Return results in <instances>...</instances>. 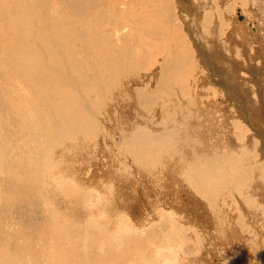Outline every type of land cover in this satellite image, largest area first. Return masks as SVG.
I'll return each mask as SVG.
<instances>
[{"label": "bare ground", "instance_id": "6f19581e", "mask_svg": "<svg viewBox=\"0 0 264 264\" xmlns=\"http://www.w3.org/2000/svg\"><path fill=\"white\" fill-rule=\"evenodd\" d=\"M119 1L124 4V0L114 1L119 9L116 13L107 0H32L30 3L28 0H0V71L3 69L0 74L5 73L11 85L19 86L20 96L12 95L11 99L24 100L18 108L5 100L4 102L11 111L8 118L20 111L21 119L29 117L24 120L25 123L28 122L25 126L18 127L24 132L27 128L28 133L20 134L18 139L3 140V143L0 141V150L5 148L4 159L0 158V172L8 173L18 184L24 180L22 182L25 186L35 182L42 185L41 180L43 184L53 183L58 196L61 186H66L65 182L71 187L75 185L72 179L69 180V176L64 174L60 177L55 174V154L59 157L63 151L61 148L72 142L82 148L85 158L79 164L80 167L76 165L80 171L85 168L83 173H79L83 176V182L87 183L81 184L84 185L83 190H75L77 194L74 191L78 199H85L84 192L89 191L90 198L94 200L96 197V202L104 203L105 195L109 194L107 187L112 183L117 185V182V186L128 189L131 183L139 187L145 179L153 178L154 188L156 185L160 188L159 196L154 194L156 199L137 197V205L132 207L133 210L127 211L119 219L122 224L128 218L139 225L143 224L137 228L135 240L145 250L153 249V253L155 252L156 257L147 252L148 255L136 254L132 261L134 264H155L154 258L159 260L165 256L167 258H164V263H160L264 264V0H233L230 3L220 0L219 6L226 8L234 5L236 9L231 15L225 13V18L229 20L228 28L223 33L225 36H220L221 28L215 30V26L211 36L205 34V17L201 19L203 9L202 12L197 9L200 5L203 7L212 4V0L200 4L197 3L201 0L197 3L194 0H174L173 7L164 5L161 0L160 15L165 19L173 14L174 23L180 26V35L184 40L179 41V49L175 50L173 47L174 54L169 47L170 54L166 56L169 60L165 57V61L156 62L155 59L148 74L139 72L147 68L148 61L150 62L156 50H152L151 46L145 47L148 40L135 38L133 26L123 28V8L133 6V1H126L121 8ZM90 3L94 5L88 10L86 8ZM100 4L103 7L95 13V8ZM238 6L243 13L239 18L241 21H237ZM169 8L171 9L168 11ZM216 22L220 25L223 23L222 19ZM247 23L253 32L247 29ZM195 38L196 42H193ZM256 41L259 46H256ZM82 56L89 61H84ZM161 81L166 89L158 90ZM146 84L153 88L151 91H156L147 92L144 87ZM22 90L28 98L27 105H30L27 113L24 112L26 99ZM66 91L83 99V104L78 105L84 119L85 104H90L94 98L106 101L102 105L105 109L106 105L110 106L108 113L113 111L116 101H119L117 104L121 112H116L119 111V115L122 114L124 118L129 115V120L118 117L113 121L114 114L99 116L101 124L87 120L94 124V133L100 136L112 133L110 140L106 142L114 143V151L109 145L100 143L93 134L85 135V143L81 136H69L76 129L71 127V115L63 113L60 123V118L54 111L49 114L44 112L42 106L46 102L65 105ZM160 91H164L167 98L162 110L179 109L183 112L180 116L183 119L182 131L177 132L179 139L175 142L179 145L161 139L172 126L169 125L171 118L161 116L165 123L154 124L143 108L146 106L147 110V107H154L156 102L153 97H159ZM139 98L142 107L139 105ZM126 99L132 100L133 105ZM155 109L158 108H153L154 111ZM138 112L143 117L135 123L137 126L130 129L127 121H133V113L134 118L140 116ZM221 113L223 115L219 123L209 124L203 121L217 120ZM44 119L51 124L42 128L45 129L42 132L40 125ZM118 120L123 125L119 121L117 128L115 123ZM79 125L85 131L83 122ZM138 126L141 129H137ZM218 130L222 133L220 137H217ZM51 131V135L44 134ZM170 135V132L166 133L167 137ZM11 142L17 143V146H11ZM222 149L227 151L222 152ZM246 150L247 155H243ZM12 151L14 153L11 155ZM73 153L70 154L74 155ZM236 155L245 157L241 160ZM16 159L20 163L24 162V167H19ZM45 159L48 160L47 182V177L42 172L43 168L46 169ZM231 161L240 163L235 166ZM70 166L73 167L68 170H72L75 164ZM30 167L33 173H30ZM79 170L74 172L77 176L75 180L81 177ZM144 170L146 172L142 173ZM108 171L111 176L106 173L105 177H111V181L110 178L105 180L103 174ZM81 185L79 184L80 188ZM98 187L101 190L96 191ZM112 194L115 195L114 189ZM70 195L68 194L69 198ZM234 198L241 200L236 201ZM217 200L222 202L218 203ZM91 201L90 199L89 202ZM230 203L240 207L237 214L239 221L236 224L234 222L236 228L227 225L226 214ZM162 209H165L164 220L160 221L159 212ZM98 212L95 215L88 214L80 227L74 226L75 229L86 231L87 239L82 232L74 234L67 230L65 219L61 220L63 216L59 215L58 208L52 212L51 219L39 218L43 227L36 233L39 246L37 264H116L108 258L109 251L112 250L110 254L114 257V247H125L129 237L119 229L123 242H120V237L118 240L117 237L107 236L102 240L99 236L90 235L97 240L94 242L93 239L90 240L88 231L96 229L95 233L105 235L104 228L110 225L113 227L114 219L122 213L110 210L113 212L110 218L109 214ZM153 219H156L153 222L164 238H169L170 234H181L177 224L188 231L186 239L180 238L181 251L177 253L178 258L172 250L175 248L171 246L168 254L163 250L161 254L163 243L155 240V230L150 226ZM61 224L63 228H60ZM167 226L170 227L167 229ZM111 230L108 231L112 235ZM205 239L213 241L209 243L211 246H201ZM245 239L249 241L247 246ZM190 242L196 246L194 253L185 249ZM214 242L220 246H213ZM70 245L76 247L75 254L66 255L64 259V249ZM94 247L100 252L85 251ZM82 254L85 258H82ZM94 255H100L101 259L95 260ZM117 258L119 262L121 257Z\"/></svg>", "mask_w": 264, "mask_h": 264}, {"label": "rangeland", "instance_id": "374dc122", "mask_svg": "<svg viewBox=\"0 0 264 264\" xmlns=\"http://www.w3.org/2000/svg\"><path fill=\"white\" fill-rule=\"evenodd\" d=\"M114 1L115 0H107V3L114 12L118 13L119 9L116 5H114ZM126 1H128V0H124V4L119 1V8L123 7L125 5ZM132 1H133V6H128V7L125 6L123 8V17H122L123 24L122 25H123V28L126 27L127 25H129V27L133 26L132 30L136 32V33H133L135 35V38L136 39L144 38L145 40H148L149 42L145 47L147 48V47L151 46L150 48L152 50L153 49L156 50L154 52L155 55L152 56L153 58L151 57L152 59L150 58V62L148 61V65L146 66L147 68L144 66V68H146V69H143L141 72H139V74H141V73L148 74L152 70V68H153L152 66L155 64L156 60H157L156 62L163 61L164 59L166 60V58H167L166 56H169V54H170V52H169L170 48L172 49V54H174L175 51H173V50L179 49V43L181 41H183L184 39L181 38L182 36L180 35V33H181L180 26H178L174 23L173 14L172 15L169 14L168 17H166L165 19L162 18V14L160 15L159 11L161 8V0H132ZM194 1H195V3H197L199 0H194ZM204 1H206V0H201L197 4H200L201 2H204ZM219 1L220 0H212V4L214 5V7L212 4H207V5H205L206 7L204 5H203V7L200 5V8L197 9V11L199 10L201 12H202L201 9H203V12H202L203 17L201 19H204V17H205L204 29L206 31L205 34L207 36L212 35L213 30H214V26H215V30L221 28V29H219L220 36H225V34H223V33H225V31L227 30L225 28H228V24H229V20L227 18H225V16L227 13H228V15H231V13L234 12V9H235L234 5L228 6L225 8V7H223V5H221V6L218 5V4H221V3H219ZM227 1L230 3L233 0H227ZM28 2L30 3V2H32V0H28ZM163 3H164V5H167V6L172 5V7H173L174 0H163ZM175 3H177V2L175 1ZM216 4H217V6H216ZM93 5L94 4L90 3L86 9H88V10L91 9ZM238 5H241V3H238ZM102 7H103L102 4L98 5L94 10L95 13H97L98 10ZM215 7H216V9H213ZM170 9L171 8H169L168 11ZM242 14H243L242 9L240 7L237 8V16H238L237 21L240 20L239 18H240V16H242ZM216 19L217 20L219 19V22L222 19V21H223L222 25L217 23ZM237 21H236V23H237ZM240 23H239V25H240ZM181 25L183 26L182 21H181ZM247 27H246L247 29H249L250 31L253 32V29L251 28V26L249 27L248 23H247ZM183 32H185L184 27H183ZM199 37H200V35H199ZM220 39L223 40L222 38H220ZM205 41H207V40L205 39ZM193 42H196V38ZM254 42H255V40H254ZM167 43H168V45H166ZM154 45H155V48H154ZM182 45H184V43H182ZM259 45L260 44L257 42L256 46H259ZM162 46H164V48H162ZM173 47H174V49H173ZM158 48H159V50H157ZM260 50H262V49L260 48ZM162 51L165 53H163ZM161 55H164V56L162 57ZM83 60L89 61V59L86 58L85 56L83 57ZM152 60H153V62H152ZM148 67H149V69H148ZM150 67H152V68L150 69ZM141 79H143V76L141 77ZM141 79H140V81H142ZM162 83L163 82L161 81V86H160L161 89L159 88L158 90L166 89V87H165L166 85L164 86V85H162ZM146 85L147 86H144V87L146 88L145 90H148L147 92L151 93V92L156 91V90L151 91L153 88L151 87L152 88L151 89L148 84H146ZM23 92L24 91L22 90L21 93H22L23 97L26 99L24 112L27 113L30 105H27L28 98L24 96ZM70 93H71V95L68 93V91L65 92V94H66L65 95V97H66L65 98V101H66L65 105L59 104L60 102L59 103H57V102L47 103L46 102L42 106L44 112L49 114L52 111H54L56 113V115L60 118V120H59L60 123L62 122L61 115L63 113L71 115V127H76V129H75V131L71 132L69 134V136H71V137L81 136L83 142L85 143L87 141V136H85V135L93 134L96 136V138H98L100 140V143H104L106 145H109L111 147V149L114 151V143L110 144V143L106 142V140H110L112 133L110 132L107 135H105L103 133V136H100L99 134L94 133L92 131L94 128V124L88 122L87 120L91 119L92 121L101 124L102 120L99 118V116H103L104 114H105L104 116H106L107 114H112V115L114 114L113 115L114 120L112 119L113 121H116L115 119L118 117H120L121 120H123L125 118H127L129 120L130 119V118H128L129 115L126 116L125 118L123 117L122 114L119 115V111L121 112V110H119V105H118L119 101L118 100L116 101L118 104L117 103L115 104L113 111H110V113H108L107 109H109L110 106L105 104L107 107V109H105V106L102 105L103 102L106 103V101H102L101 99L96 100V98H94V101H91L90 104H85L86 108L84 109V113L86 114V117L84 119V117L82 116V110L80 109V106L78 105V104H81V105L83 104L82 103L83 99L77 98L76 96L73 95V93L71 91H70ZM17 94L19 95V86L11 85L10 79L8 78V76L5 73H3L2 75L0 74V141L2 143H3V140L7 141V140H11V139L13 140L15 138L18 139L20 134L28 133V129L26 127H25L26 132H24L18 128L20 125L25 126L28 123V122L27 123L24 122L25 119H29L28 116L24 119H21V111H20L14 117L8 118V114L10 115L11 111L7 108L4 100L7 101L14 108H18L21 104H23L24 100L22 98L20 100L11 99L12 95H17ZM130 99H126V101L128 103H131V106H132L133 101ZM153 100L156 102L155 106L152 108L147 107L148 111L145 109L146 106H143L140 98H139V103H140L139 105H141V107L143 106V108H144L145 112H147L148 116H151L150 119H152L151 121L154 124H159V123L164 124L165 122L162 121V117L169 116L171 118V121H169V125H172V126L167 131V132H170L171 135H170V137H167L166 136L167 132H165V134L162 136L161 139L175 143L179 139V135H177V132L182 131L181 123H182L183 119L180 116L183 112L179 109L177 111H176V109H167V108L162 110L163 104L165 102H167L166 101L167 98H166V95L164 94V91H160L159 97H156V98L153 97ZM85 101H88V100H85ZM29 103H30V98H29ZM99 107H101V109H99ZM57 108H58V110H57ZM153 108H158V109L157 110L155 109V111H154ZM116 110H119V111L116 112ZM138 114H140V113L138 112ZM121 115H122V117H121ZM124 115H126V114L124 113ZM135 115H137V112L135 113ZM135 115H134V113L132 114V117H133L132 122L127 121V123H129V124H127V126H130V129L134 128V126H137L135 123L139 122L140 119L143 117L142 114H140V116H137L134 118ZM222 115H223V113L220 114V117L217 120H212V121L203 120V121H206L205 123H209V124H213L216 122L219 123L220 120L222 119ZM207 116H209V115H207ZM121 120H118V122L115 123L117 128L119 127L118 123H119V121L121 123ZM77 122H78V125H79V123L83 122L84 127H85V131L83 130V127L81 125H79V126L77 125ZM112 123L113 122H111V124ZM50 124H51L50 122H48L47 120L44 119L43 124L41 123V125H40V131L41 130H42V132L45 131V129H42V128H46V127L50 126ZM106 125H108V124H106ZM121 125H123V124L121 123ZM137 129H141V128L138 126ZM143 130H146V132L148 134H151L147 129H143ZM52 132L53 131H51L49 133L44 132V134L51 135ZM208 133L210 134V131H208ZM221 135H222L221 130H218L217 137H220ZM144 137L146 138L145 135H144ZM244 137L246 138V134L244 135ZM209 138L211 140L213 139L212 136ZM243 140H244V138L241 141H243ZM175 144L179 145V143H175ZM5 145L8 146L6 143H5ZM12 145H13V147H16L17 143L11 142V146ZM64 146H67V147L61 148L63 151L59 157H57L58 155L55 154L56 169H57L55 174L56 175L58 174V176H60V177L64 174H65V176H69V180L72 179L75 182V185H74V187H71L69 183L65 182L66 186H64V185H63L64 187L61 186L62 187L61 192H59L58 196L56 194L55 189L53 188V187H55V185H52L53 183L51 184L50 182H47L48 178H49V174L47 175L48 160H46V159H45L46 169L43 168L42 172H43V175L47 177V179L45 180L47 183L43 184V181L41 180L42 185L39 184L38 182H35L34 184H30V186H28L27 184L25 186V183L22 182L24 180H21V182L18 184L17 180L15 181V180L11 179V177L9 176L8 173L6 174L3 172H0V174H1L0 175V264H37L38 259H39V257H37L39 246H37L38 243L36 242L37 241L36 240L37 239L36 233L41 229V227H43L39 223V218L41 219V217H42V218L51 219V217H52L51 214H52V212L56 211V208H58V213H60L59 215L63 216L61 218V220L65 219V224L67 225V230H70L74 234L82 232V234H84V237H86V239L88 238L86 235V231H81V229H75L74 226L80 227L81 224H83L86 221V218H88V214L95 215V214L99 213L98 211H101L102 214L104 213V215L109 214L108 217L110 216V218H111V215H112L111 213H113V212H110V210H112L116 213H122L119 217L114 219L115 223H114L113 227L110 225L109 227L104 228L105 235L101 234L100 232L95 233L97 230L93 229V231H88L89 236L90 235L94 236V237L99 236L98 238H101L102 240H105L107 238V236H114V237H117L119 240V237H120L119 229H120L121 231H123L125 233V235L127 237H129L128 238L129 241L125 245V247L120 246L119 249H116L114 247V249H115V250L113 249L114 250V257L112 256L113 254H110L112 252V250L109 251V254H108L109 257L108 258L110 260H113V262L115 261L116 264H134V262H132V261L135 260V257H136L135 255L138 253H146L147 252L148 254L150 253L151 256H154L155 252L153 253L152 248H151L152 250H150V249L145 250L144 246H141L135 240V237L137 236V228L142 226L143 224L139 225L129 218L124 224L119 223V219L122 218V215L126 214L127 211L133 210L132 207L137 205V197L143 196V197H147L150 199H156L155 195L159 196V194L161 193L159 191L160 188H157L158 185H156V188H154L155 186H153L154 185L153 178L145 179L143 185L139 186V187H137V185L134 186L131 183L128 189L117 186V185H119V182H117L118 183L117 185L112 183L109 187H107V190L109 191V194L108 193L107 194L109 196L105 195L104 203L96 202V200H95L96 197L94 200L92 198H90L91 194L89 191L84 192V198L85 199H83V197H81V199H78L77 196L75 195V192L77 194V191L79 192L80 189L83 190L84 185H81V184H83V183L87 184V183L83 182L84 180H83V176L81 174V173H83L82 171H84L85 168L81 169V171H80L77 167L79 166V164L81 165L83 163V160L85 158H83L82 148L80 146L74 145L72 142H70ZM44 150H47V149H44ZM64 150H67V151H64ZM76 151H77V153H76ZM225 151H227V149H222V152H225ZM67 152L69 154L74 152L73 153L74 155L70 154L71 155L70 156L69 154H67ZM246 152H248V151L247 150L244 151L243 155H247ZM4 153H5V148L3 150H0V158L1 159H4ZM13 153H14V151H12L11 155ZM63 156H65V158ZM241 157L242 156L236 155V158H239L241 160H243L245 156L242 158ZM16 160L19 162V159H16ZM233 162L231 161L232 165H235V166H238L237 163H240V161L239 162L236 161V164ZM19 164H20L19 167H24L25 163L19 162ZM71 164H75V167L72 170H70V169L68 170V168L73 167V166H70ZM68 165H69V167H68ZM76 165H78V166H76ZM246 166H247V164L244 165L243 167H246ZM62 170H63V172H62ZM77 170H79L78 173L81 172V173H79V174H81V177L78 178L80 180L82 179L81 182L78 179L75 180V178H77V176L75 175L74 172H77ZM29 171H31V167H30ZM57 172H59V173H57ZM85 172H87V171L85 170ZM145 172L146 171L144 170V172H142V173H145ZM30 173H33V172L31 171ZM106 173H109V175L111 176V172L108 171V172H103L104 177H105ZM3 174H6V175H3ZM109 178L111 181V177H107V176L105 177V180H107ZM56 180H58L57 181V184H58L59 178ZM32 183H33V181H32ZM17 184H18V186H17ZM37 184H38V186H37ZM47 184H49V186ZM79 184L81 185V188H80ZM40 185L42 188L40 187ZM104 186H106V185L104 184ZM104 186L101 185V188H104ZM56 188H58V187H56ZM64 188H66V190ZM101 188L98 187L96 191L101 190ZM113 189H114V193H115L114 196L112 194ZM156 189H157V191H156ZM75 190H77V191H75ZM126 190H128V191L126 192ZM66 191H68V192H66ZM153 191H154V193H153ZM70 192L72 193L71 195H70ZM68 194L71 196L70 198H69ZM87 194L88 195L90 194V195L88 196ZM189 194L192 195V193H189ZM71 198L73 200H71ZM88 198H89V200L91 199L92 201L91 202H89V200L86 201V199H88ZM110 198H111V201H110ZM180 198H181V195H180ZM234 199L236 201L241 200L240 198H234ZM123 200H124V202H123ZM176 200H178V199H176ZM217 202L221 203L222 201L217 200ZM164 204H165V202H164ZM223 204H225V203H223ZM101 205H102V207H101ZM36 206H37V208H36ZM34 207L37 210H35ZM120 207H121V210H119ZM103 208H104V210H103ZM227 208L229 209V211L226 214V217L228 220L227 225L230 228H236L237 226H235V224L237 221H239L238 220L239 217L237 214H238V212H240V207H238L236 204L230 203ZM163 211H165V209H162L159 212L160 221L164 220V212ZM154 220H156V219H153L150 222V226L152 228H154V230H155V240L163 243V247L161 246V248H163V249H161V254H163L162 250H163V252L168 254V248L171 246V248L179 249V250L172 249L174 251V255L178 258L177 253L179 251H181L180 238L183 237L186 239L189 236L188 231L186 230V228H182L180 224H177L178 227L180 228L181 234L180 235L170 234L169 238H164L163 234L159 230L156 229V224L153 222ZM234 222H235V224H234ZM38 226L40 228H38ZM62 226H63V224L60 225V228ZM88 226L89 225H87V227ZM169 227L170 226H167V229ZM158 228H160V227H158ZM108 230L112 231V235L109 233ZM91 236H90V240L93 239V238H91ZM90 240H87V241H89V243H90ZM93 240H94V242L97 241L95 239H93ZM244 241H245L246 246H247L249 244L248 239H245ZM120 242H123V235H122V237H120ZM210 242L212 243L213 241H207L205 239L204 242H201V244H202L201 246H204V244L211 246V244H209ZM106 243H107V241L104 242L102 245L104 246ZM217 244H216V242H214L213 246L219 247L220 244H218V245ZM237 245H240V243L239 244L237 243ZM107 246H108V244H107ZM187 247L189 248V249L185 248L187 251L191 250L192 253H194L196 251V249H195L196 246H193L191 242L188 244ZM75 249H76V247L72 246V245L65 248L64 249V251H65V258L64 259H66V255H71V253L75 254ZM121 249H122V251H121ZM92 250H95V253L97 251L100 252V250L96 247H94L92 249H86L85 251H87V253H90ZM147 253H146V255H148ZM36 254H37V256H36ZM81 256H82V258H85L84 254H82ZM245 256L246 255L244 254V257ZM100 257H101L100 255H94L93 256V258H95V260L101 259ZM117 257H121L119 262H117L118 261ZM154 257H156V256H154ZM96 258H98V259H96ZM164 258L166 259L167 256H165ZM164 258H161L159 260L154 258V263L155 264H163L164 263L163 260H165ZM210 259H212V258H210ZM161 261H163V263H160ZM129 262H132V263H129ZM81 264H84V263H81ZM93 264H97V263H93ZM209 264H213V263L209 262Z\"/></svg>", "mask_w": 264, "mask_h": 264}]
</instances>
